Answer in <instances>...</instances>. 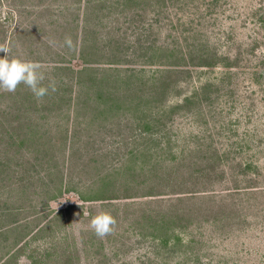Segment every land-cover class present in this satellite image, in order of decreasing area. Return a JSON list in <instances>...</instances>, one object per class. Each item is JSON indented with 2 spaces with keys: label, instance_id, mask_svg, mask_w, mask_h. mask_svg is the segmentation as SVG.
Wrapping results in <instances>:
<instances>
[{
  "label": "rangeland",
  "instance_id": "rangeland-1",
  "mask_svg": "<svg viewBox=\"0 0 264 264\" xmlns=\"http://www.w3.org/2000/svg\"><path fill=\"white\" fill-rule=\"evenodd\" d=\"M86 1L0 0V48L56 86L39 99L24 84L0 90V264H264V0ZM85 30L93 62L80 55ZM202 53L216 63L199 66ZM156 83L165 97L144 105ZM167 105L179 106L158 119ZM161 183L249 186L231 202L251 215L224 213L231 231L181 228L201 240L166 246L132 225L160 207L145 194ZM99 212L116 221L104 237L89 225Z\"/></svg>",
  "mask_w": 264,
  "mask_h": 264
},
{
  "label": "trees",
  "instance_id": "trees-1",
  "mask_svg": "<svg viewBox=\"0 0 264 264\" xmlns=\"http://www.w3.org/2000/svg\"><path fill=\"white\" fill-rule=\"evenodd\" d=\"M125 1H126V5L130 6V5H136V4L140 5L143 0H125ZM157 1H162V0H151L152 7L155 5V3H157ZM95 2H96L95 0H87L86 4H84L85 5L84 7L90 8L91 6H93L92 4ZM87 4L89 5L88 7H87ZM162 5L165 6V1H163ZM189 22L193 23L194 20H190ZM199 23L200 22H198V24ZM202 25H204V20H203ZM194 33H192L191 35H193ZM82 38L83 40L81 42V45L79 46V48L82 49V53L80 55L82 56V58H84V60L86 59V61H90V62L96 61L93 59H89L87 57V55L90 53L91 48L93 46L92 44H89L86 42L88 39L87 30L84 31V35ZM207 49L208 47L206 48V50ZM111 53H114V52L112 51ZM198 55L200 56L202 60V63L198 64L199 66H213L216 63L213 57L206 56L204 53H202L201 55L200 54ZM109 62L113 63V61L111 60ZM225 65L229 66L230 62L225 63ZM59 68L60 69L67 68L68 70H71L72 73L74 72H76L77 74L80 73V76L82 72H88V71L97 69V68H94L93 66H83L77 70L70 68L69 66H60ZM162 72H172V69L169 68L168 71L162 70ZM154 88H155L154 93H151L150 91L149 92L150 95L148 94V97L144 96V98H146L145 100L146 101L148 100L144 105H147L148 102H151V103L154 102L155 97L159 96L157 93H159L161 97H165V90H162L161 83L160 84L156 83ZM165 88H167V86H165ZM106 94L108 96L109 103L111 101V103L109 104L110 107L115 106L114 105L115 102L111 100V96L109 92ZM99 95H100V98L105 97V93L103 95L100 93ZM132 98H135V97H132ZM144 98H142V100ZM150 98L152 99L150 100ZM140 104H142L141 101H140ZM177 106L179 105H176V106L167 105V107L162 108L161 110L159 108V111L156 112L157 114L159 112H160L159 114H161L158 119L162 117L170 118L169 114ZM149 113L155 117L154 110L149 111ZM148 125H150V121H146L147 129L150 127ZM201 140L204 141V139L202 138ZM183 156L186 157V154H183ZM202 156L206 158V160L211 158V156L207 155L206 152H204ZM231 160H234V157L230 158L229 160H225V161L229 163V161ZM177 166L179 169H183L187 165L185 163H177ZM224 167H220L222 170L220 173L227 174L226 172L228 171L225 170ZM189 168L191 169V167ZM232 169L234 170V172H229V174H232V178L238 181L237 178L242 173L240 171L241 169L238 168V165L234 166V168ZM192 176H193V173L190 174V178L188 176L186 177L185 181L187 184H189L190 182V185H194L197 182V181L195 182L194 179H191ZM207 177H208L209 184H210V181L212 179L215 180L219 177V173L218 175L216 173L208 174ZM174 186L176 187V184H174ZM152 189H155L157 192L152 191ZM243 189H251V187L249 186L240 187L234 184L232 188H222L221 190L218 191L220 192V194L216 195L213 193L215 191L208 190V188L206 190L204 188H201L200 190H195L194 188L193 189L172 188L171 186H168V184H163V183L155 185L151 188V190H149V192L145 194V196H155L156 200L154 201V203L157 205L156 206L151 205L150 207H157V206H160V207L157 208V210L149 208L142 214L140 213L138 216L137 214L134 215L135 217L132 218L133 228H135L138 233H141L143 231H148L150 234L153 233L154 236L160 235L158 236V239L161 243H163L166 246L169 245L173 248L180 247V250L183 251L185 248H187V246H192L193 244L197 242V240H201V238L199 239L197 237L192 236L188 239L187 242H185L183 241V238L179 234V231L181 228L183 229L188 228V227H191V229L197 228L201 234L205 232L203 225L204 223H206V221L209 223L217 222L216 224H219L218 221L223 220L224 222L223 229L225 231H231V229L226 228L225 218H224L225 214L232 216L233 219L241 218L242 216L246 217V216L251 215L250 214L251 212L247 213L246 210H244L245 211L244 213L243 211H240V205H242L241 203L235 202V201L231 202V200H233L231 196L240 195L241 192L239 193L238 191H242ZM231 191H235V192H231ZM224 196H227L228 198L226 199L224 198ZM97 199L98 200H109L113 198H106V196H103ZM213 199L215 200V207L206 206V204L212 201ZM192 250H195V249H192Z\"/></svg>",
  "mask_w": 264,
  "mask_h": 264
},
{
  "label": "clouds",
  "instance_id": "clouds-1",
  "mask_svg": "<svg viewBox=\"0 0 264 264\" xmlns=\"http://www.w3.org/2000/svg\"><path fill=\"white\" fill-rule=\"evenodd\" d=\"M65 43L69 47L71 46L70 39H66ZM0 52L4 53V55H0V90L14 92L18 85L24 84L38 99L48 94L49 89L56 90L54 82H50L48 86L41 84L45 77L41 71L40 63L17 58L10 59L6 54L7 49L4 48H0ZM115 223L114 217L109 213L99 212L92 216L89 225L97 236L104 237L112 231V226Z\"/></svg>",
  "mask_w": 264,
  "mask_h": 264
}]
</instances>
